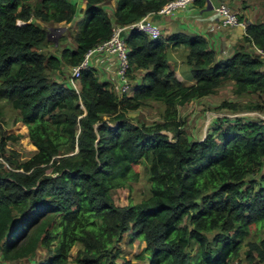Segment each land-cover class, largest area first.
<instances>
[{"label":"trees","instance_id":"1","mask_svg":"<svg viewBox=\"0 0 264 264\" xmlns=\"http://www.w3.org/2000/svg\"><path fill=\"white\" fill-rule=\"evenodd\" d=\"M105 1L85 0L74 22L72 0H0V101L13 110L5 120L0 105L2 259L244 261L243 243L253 228L256 234L264 228V177L259 182L254 177L264 167V118L236 113L264 114V58L245 48L250 42L264 52V22L249 23L242 43L227 57H217L200 35L153 40L126 29L121 35L128 48V81L142 71L132 93L119 94L112 82L100 79L90 58L116 57L105 52L90 55V67L81 70L75 88L72 68L111 37L115 24H130L169 0H117L112 16ZM65 25L58 44L49 39V26ZM66 38L72 46H60ZM170 41L188 49L189 80L169 66ZM53 43L60 48L48 52ZM226 82L233 84L234 95L247 99L222 100L215 109L236 115L216 116L203 137L189 138L179 108L216 94ZM152 104L160 107L158 120L148 124L128 116ZM142 161L150 195L116 203L114 192L132 188ZM125 235L130 244L145 243L136 261L121 257ZM246 245V262L264 264V235Z\"/></svg>","mask_w":264,"mask_h":264},{"label":"crops","instance_id":"2","mask_svg":"<svg viewBox=\"0 0 264 264\" xmlns=\"http://www.w3.org/2000/svg\"><path fill=\"white\" fill-rule=\"evenodd\" d=\"M72 1L77 5V12L74 21L76 22L82 16L85 0ZM116 1L117 0H106L102 5L110 16L113 15ZM221 2L226 3L237 12L242 24L229 27H224L220 24L219 17L214 8ZM147 15L160 28L161 36L163 38H167L175 33L200 35L207 40L209 47L214 50L217 57H227L232 55L236 48L242 43V37L245 35L246 26L249 23L264 22V0H196L185 10L179 9L169 14L156 11L150 12ZM73 25L74 28L77 29L76 23ZM63 27L64 31H66L68 26L65 25ZM56 44L58 43L56 42ZM61 44L62 46H72L69 38L62 40ZM245 48L249 51H254V53H259L258 48L250 42L245 43ZM187 53L188 49L184 44L175 45L174 41L168 43L167 55L170 68L175 70L183 78L189 80L190 70L186 61ZM90 60L93 68L97 70L100 79L112 82L115 85L116 90L119 91L121 82H119L117 78V58L96 53L91 56ZM141 73V70L134 71L133 74L135 77L128 82L126 93H132L133 85L139 83L141 80ZM54 77L56 79L61 78L58 73H55ZM120 93L122 94V92L119 91V94ZM206 98H208V96L195 98L185 106H188L197 100H203ZM206 112H208V110ZM236 114L239 115L240 113ZM220 115L229 114L220 112ZM240 115H257L264 118L262 116L264 114L257 111H247L246 114ZM1 259L2 257L0 254V260ZM3 262L4 264L10 263L5 260H3Z\"/></svg>","mask_w":264,"mask_h":264},{"label":"rangeland","instance_id":"3","mask_svg":"<svg viewBox=\"0 0 264 264\" xmlns=\"http://www.w3.org/2000/svg\"><path fill=\"white\" fill-rule=\"evenodd\" d=\"M185 10V9H182ZM153 21V20H152ZM154 23V22H153ZM66 33L64 29L60 30L59 27L50 26L49 27V39L53 40L54 42H57L58 39H61L63 35ZM62 46V44L60 45ZM58 48L54 45H51L47 47L48 52H57ZM56 47V48H55ZM243 100L247 98H238L236 95H234L233 92V84L231 82H226L223 87H221L219 90H217V93L211 96H208V98L203 100H197L193 102L192 104L180 107L179 112L180 116L185 119V125L184 128L189 134V138H200L207 133V131L211 128L212 122L214 121L215 116L220 115V112H218L215 107L222 101V100ZM249 99V98H248ZM0 105L3 107V113H4V119L6 120L7 117H10L13 114V110L10 106V104L6 100H1ZM159 110L160 107L158 104H152L147 105L143 108H140L136 111H131L128 113V116L132 118L135 121L139 122H145V123H152L160 118L159 116ZM208 110V112H206ZM247 111L240 112V114H246ZM225 114H229L231 116H235L233 113H230L228 111H224ZM252 116V115H251ZM264 117V115H262ZM2 117H0V120H4ZM64 150H67L66 148ZM137 170L139 171V179L137 182L132 183V188L128 189H119L114 192V198L116 203L120 205H126L129 202L136 203L138 201H141L144 198H147L150 195V181L148 179V174L146 172V162L142 161L138 166ZM264 173V167L263 169L258 173V175L254 176L255 179L259 182L261 181V177ZM255 229L253 228L251 233L249 234L247 241L255 240L260 235H264V228L258 232V234L255 233ZM246 243H243V247L241 248L240 255L244 259L242 262H237V264H250L246 262L244 256V251L247 249ZM145 243L141 240H136L134 243L130 244L128 243V236L125 235L123 240L119 243V247L121 250V257H127L132 259L133 261L138 260L137 254H139ZM76 248H74L73 253H75ZM43 255V254H42ZM41 255V256H42ZM39 256H36L34 259H27L22 261H13L10 263L5 264H35L36 259H38ZM121 262V259L119 260ZM0 264H4L3 260H0ZM138 264H145L144 262L139 261Z\"/></svg>","mask_w":264,"mask_h":264},{"label":"built area","instance_id":"4","mask_svg":"<svg viewBox=\"0 0 264 264\" xmlns=\"http://www.w3.org/2000/svg\"><path fill=\"white\" fill-rule=\"evenodd\" d=\"M195 1L196 0H169L164 5H162L158 11L169 14L179 9H186ZM214 9L219 17L220 24L222 26L229 27L242 24L239 20L237 12L226 3L221 2ZM126 29L139 30L153 40L161 37L160 28L155 23H153V21L148 17L147 14L127 25L122 26L119 24H115L111 37L108 40L96 45V47L89 49L86 52L81 63L72 68L69 81L73 85V87L77 88L76 81L80 77L81 70L88 69L90 67V55L94 52H105L109 55H116V57L118 58L117 74L119 76V80L122 82L120 92L123 93L127 91V71L129 69V62L127 58L128 48L125 40L121 35L122 32ZM258 51L259 54L264 58V52L259 48Z\"/></svg>","mask_w":264,"mask_h":264},{"label":"water","instance_id":"5","mask_svg":"<svg viewBox=\"0 0 264 264\" xmlns=\"http://www.w3.org/2000/svg\"><path fill=\"white\" fill-rule=\"evenodd\" d=\"M60 30L64 29V27H59Z\"/></svg>","mask_w":264,"mask_h":264},{"label":"clouds","instance_id":"6","mask_svg":"<svg viewBox=\"0 0 264 264\" xmlns=\"http://www.w3.org/2000/svg\"><path fill=\"white\" fill-rule=\"evenodd\" d=\"M59 27H63V26H59ZM162 37V36H161ZM129 82V81H128ZM234 115H236V114H234Z\"/></svg>","mask_w":264,"mask_h":264}]
</instances>
